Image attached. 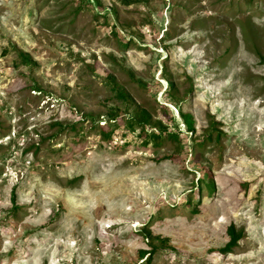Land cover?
<instances>
[{
  "label": "rangeland",
  "instance_id": "1",
  "mask_svg": "<svg viewBox=\"0 0 264 264\" xmlns=\"http://www.w3.org/2000/svg\"><path fill=\"white\" fill-rule=\"evenodd\" d=\"M0 264H264V0H0Z\"/></svg>",
  "mask_w": 264,
  "mask_h": 264
},
{
  "label": "trees",
  "instance_id": "2",
  "mask_svg": "<svg viewBox=\"0 0 264 264\" xmlns=\"http://www.w3.org/2000/svg\"><path fill=\"white\" fill-rule=\"evenodd\" d=\"M22 59L26 62L29 63L30 62V57H28L27 55L23 54L21 55ZM117 95L118 97L122 100V101H127L129 99L128 94L122 90V89H117ZM173 96H168L167 100L174 102L173 100ZM179 108V107H178ZM179 112H180V116L182 118V123L186 126V129L189 132H193L194 131V127H193V118L192 115L190 113H184L180 108H179ZM124 113V114H123ZM122 113V116H124V126L126 129H128V131H131L132 133H134V131L136 130H140L142 133L145 134V139L143 140V143L145 145H147L149 142H152L154 145H159L160 142L162 141V131L161 128V122L159 121H153L152 116L144 109L140 108V107H135L133 109V111H131L130 113L128 111H125ZM118 116H120V113H113L111 114L108 118L107 121L109 122V124L111 126H113V129L110 131H103L102 135L104 138L111 140L113 138L112 133L114 131V129L118 128L119 124L117 122V118ZM176 125V130L180 131L179 127H178V123L175 122ZM165 130V129H164ZM170 137H177V133H169ZM200 183L203 184L204 180L200 179ZM207 185L209 186L210 189L213 188V182L211 180H208ZM18 208L16 202H15V197L13 194L12 197V209L10 211V214H13L16 209ZM231 236V240L230 242L226 245V247L224 249H222V251H228L236 242V238L234 237L233 233H230Z\"/></svg>",
  "mask_w": 264,
  "mask_h": 264
}]
</instances>
